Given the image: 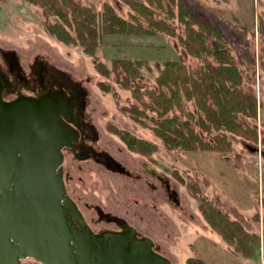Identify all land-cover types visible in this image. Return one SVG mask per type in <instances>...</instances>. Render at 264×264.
I'll return each mask as SVG.
<instances>
[{
    "label": "rangeland",
    "instance_id": "374dc122",
    "mask_svg": "<svg viewBox=\"0 0 264 264\" xmlns=\"http://www.w3.org/2000/svg\"><path fill=\"white\" fill-rule=\"evenodd\" d=\"M75 1L97 12L108 3L124 18L133 12L123 0ZM182 1L220 32L243 75L242 87L256 96L257 116H239L244 125L256 129L257 140L214 128L207 132L194 125L196 119L193 126L203 140L212 141L214 135L223 133L230 148L170 149L155 133L156 121L163 117L154 109L150 93L160 90L157 78L164 62L182 59L189 70L202 64L180 43L178 35L185 32L177 9L175 18L169 20L177 29L175 36L105 33L90 55L81 45L65 43L48 31L47 23L59 18L47 14L40 4L0 0V62L7 64L3 52L14 53L18 64L31 75L32 66L44 60L84 91L81 111L99 135L94 145L126 170H113L94 158L65 151L67 190L93 229H119V220H126L141 235L151 237L173 264H186L189 256H198L207 264H264V0ZM156 11V18L167 16L166 11ZM113 58L143 62L129 88L122 85L124 72L118 76L112 69ZM96 62L106 63L109 74L102 73ZM164 90L168 93L166 87ZM181 103L182 109L174 106L166 116L185 121L186 113L192 112L198 118L200 110L194 100L183 95ZM133 106L144 114H132ZM126 132L152 142L155 149L151 154L133 150L123 138ZM206 203L226 212L257 237L253 255H244L210 225L202 210ZM21 264L42 263L29 257Z\"/></svg>",
    "mask_w": 264,
    "mask_h": 264
},
{
    "label": "trees",
    "instance_id": "16d2710c",
    "mask_svg": "<svg viewBox=\"0 0 264 264\" xmlns=\"http://www.w3.org/2000/svg\"><path fill=\"white\" fill-rule=\"evenodd\" d=\"M44 7L47 14L55 15L59 20L48 22L47 29L65 43L79 44L87 54L94 55L102 34L124 35H156L164 32L175 36L177 29L171 25L178 10V21L184 26V35H178L181 45L188 54L202 60V64L189 70L182 59H169L164 62V69L157 78L160 86L158 93L152 91L158 114L163 117L156 121L153 128L170 149H206L223 151L230 148L228 137L216 134L212 141L203 140L195 130L198 124L203 130L211 129L229 131L247 139L257 140L256 129L244 125L239 116H257V99L252 91L242 87L243 75L235 64L231 53L225 48L226 43L220 32L206 21L193 14L182 0H123L133 9L129 18L118 15L110 4H105L102 12L85 7L75 0H28ZM164 3H168L164 5ZM156 9L166 11L165 17L156 18ZM212 39V40H211ZM112 69L122 76V85L130 87L131 82L140 75V60L113 58ZM98 69L109 74L106 63L96 62ZM164 87L168 89L165 92ZM134 93L139 97V91ZM195 101L200 110L198 118L192 112H187L188 119L180 121L178 116L168 117L166 114L179 106L182 109V97ZM132 114H144L137 106L131 107ZM165 116V117H164ZM123 138L130 148L142 154H151L155 145L131 133H124ZM264 184V181H263ZM264 204V198H263ZM204 216L210 225L216 229L230 244L244 255L254 254L256 236L243 228L238 220L232 219L226 212L204 204ZM186 264H207L198 256H189Z\"/></svg>",
    "mask_w": 264,
    "mask_h": 264
},
{
    "label": "water",
    "instance_id": "95a60500",
    "mask_svg": "<svg viewBox=\"0 0 264 264\" xmlns=\"http://www.w3.org/2000/svg\"><path fill=\"white\" fill-rule=\"evenodd\" d=\"M75 108L62 92L0 96V264L29 257L42 264H173L126 220L119 229H93L69 194L63 163L77 136ZM107 158L109 168L126 171Z\"/></svg>",
    "mask_w": 264,
    "mask_h": 264
},
{
    "label": "flooded vegetation",
    "instance_id": "af4514ba",
    "mask_svg": "<svg viewBox=\"0 0 264 264\" xmlns=\"http://www.w3.org/2000/svg\"><path fill=\"white\" fill-rule=\"evenodd\" d=\"M13 54L8 55L6 51L3 52L7 64L3 65L0 62V96L2 99L11 101L24 95L40 98L51 93H65L76 106L75 113L70 115V118L73 120L72 124L77 131L76 140L72 147L65 149V151L73 152L77 157L84 159L94 158L97 162L106 165L108 153L99 150L94 145L99 139V135L84 113L78 109L84 91L76 87L54 65L47 64L44 60L37 61L32 66L31 75H28L18 64Z\"/></svg>",
    "mask_w": 264,
    "mask_h": 264
}]
</instances>
